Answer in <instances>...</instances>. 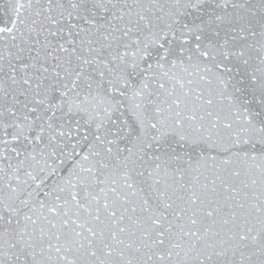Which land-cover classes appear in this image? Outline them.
<instances>
[{
	"label": "snow or ice",
	"instance_id": "1",
	"mask_svg": "<svg viewBox=\"0 0 264 264\" xmlns=\"http://www.w3.org/2000/svg\"><path fill=\"white\" fill-rule=\"evenodd\" d=\"M0 264H264V0H0Z\"/></svg>",
	"mask_w": 264,
	"mask_h": 264
}]
</instances>
